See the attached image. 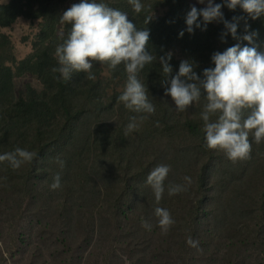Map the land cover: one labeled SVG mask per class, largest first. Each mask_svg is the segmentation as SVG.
Here are the masks:
<instances>
[{"label": "trees", "instance_id": "obj_1", "mask_svg": "<svg viewBox=\"0 0 264 264\" xmlns=\"http://www.w3.org/2000/svg\"><path fill=\"white\" fill-rule=\"evenodd\" d=\"M103 2L126 13L137 29L150 31L148 50L157 60L146 65L138 78L148 88L154 114L135 113L118 100L123 91L115 90L116 82L126 84L127 81L123 64L113 70L95 62L92 69L95 80H88L86 73H73L70 80H65L59 72H53V68L59 67L55 50L71 30V25L65 23V34L58 33L61 15L54 9L56 2L10 0L0 5V154L12 152L17 147L35 153L31 162L16 170L7 161L0 162V202L5 206L11 201L15 204V219L21 218L34 204L37 215L48 221H65L64 224L88 221L77 226L91 235L89 243L97 232L95 221H101L100 232L105 234L104 229L109 224L122 231L127 221L148 220L147 214L136 215L132 209L139 200L140 191L146 192L147 177L155 164L146 159L142 135L170 142L184 137L195 139L197 147L211 156L197 180L201 187L206 183L216 150L206 146L201 115L174 120L167 113L171 107L167 103L163 107L162 101L169 102L172 98L165 95L161 83L164 76L159 57L173 53L170 61L173 75L179 72L181 61L194 62L197 65L194 71L203 79L204 69L215 67L214 53L223 52L237 43L253 46L247 41L233 39L230 33L222 39L226 32L222 22L213 21L204 30L203 17L198 20L201 27H194V33H188L185 22L191 10L188 0H141L144 8L140 13L133 10L129 0ZM157 6L165 8L162 16L152 13ZM222 12L229 22L233 17H243L237 35L246 34V21L249 31L258 33L254 45L264 51V16L252 20L239 6L235 10L224 6ZM149 15L154 18L147 25L145 19ZM20 17L42 20V28L33 52L18 62L12 54L10 38L1 33V29L12 26ZM181 31H184L182 38ZM104 68L112 75L110 79L102 78ZM199 102L201 113L206 100L202 96ZM115 108L128 114L119 124L108 118ZM134 116H151V119L143 127L137 123L135 134L141 131V135L133 140L134 131L125 135V129ZM215 119L213 116L212 120ZM249 139L253 149L257 143L251 135ZM261 143L264 145V141ZM56 158L64 161L63 168ZM57 173L61 177V187L52 190L50 186ZM169 185L172 182L166 179L162 199L153 208L161 207L170 212L175 224L168 233L177 236L180 234L179 216L173 203L178 195L168 194ZM197 219L194 215L191 220H186L187 234L191 237L196 234ZM148 224L161 230L157 217L148 220ZM103 248L107 249V246Z\"/></svg>", "mask_w": 264, "mask_h": 264}, {"label": "rangeland", "instance_id": "obj_2", "mask_svg": "<svg viewBox=\"0 0 264 264\" xmlns=\"http://www.w3.org/2000/svg\"><path fill=\"white\" fill-rule=\"evenodd\" d=\"M9 1L0 0V5ZM51 1L56 2L54 9L61 16L73 4L81 2ZM214 2L222 4V0ZM188 3L198 9L207 7V0L204 4L199 0H188ZM152 13L162 16L165 8L157 6ZM41 28L42 20L20 17L12 26L1 29V33L10 38L12 54L18 62L33 52ZM57 30L59 34H65V23H60ZM111 77L109 70L104 68L102 78ZM124 86V82H116L115 90L123 91ZM166 103L171 107L167 113L174 120L200 116L198 105L201 102L183 113L175 109L173 100H163V107ZM123 117L128 114L117 108L108 115L110 121L117 124ZM150 119L151 116L143 120L137 117L136 123L143 127L150 123ZM139 135L141 131L136 134L134 131L133 140L139 139ZM141 138L147 152L146 159L155 163L152 168L161 164L170 166L167 179L172 185L186 188L177 194L173 203L179 216V235L164 234L153 226L146 228L142 218L127 221L122 231L109 224L102 234L101 221H95L97 232L89 243L91 235L77 226L88 221L68 224L48 221L37 215L34 204L21 218L15 219V204L11 201L5 206L0 202V264H264L263 143L254 145L250 160L236 163L216 150L206 183L201 187L198 176L211 156L197 147L195 139L184 137L170 142L164 138H147L146 135ZM185 177L191 178V184L185 181ZM155 200V194L147 184L146 192L140 191L139 200L132 209L136 215L147 214L148 220H156ZM194 215L198 219L196 234L192 238L199 241L202 251L187 243L186 220H191ZM148 220L144 222L148 223Z\"/></svg>", "mask_w": 264, "mask_h": 264}, {"label": "clouds", "instance_id": "obj_3", "mask_svg": "<svg viewBox=\"0 0 264 264\" xmlns=\"http://www.w3.org/2000/svg\"><path fill=\"white\" fill-rule=\"evenodd\" d=\"M129 3L136 13L144 8L141 0H129ZM199 3L204 4L205 0H199ZM224 6L230 10L239 6L252 20L264 16V0H223V4L207 0V7L197 9L193 6L187 13V32L191 34L194 33V27L200 28L198 20L203 17L204 30L213 21L222 22L226 29L222 39L230 33L233 39L247 41L248 45L253 46H241V43H237L223 52L214 53L212 62L215 67L204 69L203 79L194 71L197 65L188 60L181 61L179 72L173 75L171 52L159 57L158 62L162 66L164 79L161 83L165 87V95L172 98L175 109L181 113L186 112L190 106L199 103L203 96L206 104L200 115L204 122L206 146L223 152L227 159L236 163L251 159L250 135L257 144L264 141V51L258 50L254 45V38L258 33L250 32L246 21V34L242 37L237 35L239 22L244 18L233 17V21L229 22L221 10ZM153 18L151 15L146 17L145 24L148 25ZM60 23L71 25V30L55 50L59 67L53 68V72H59L65 80H70L73 73H86L88 80H95L96 76L92 72L95 62L113 70L123 64L127 81L118 100L135 113H155V107L149 100L148 88L138 78L146 65L157 60L148 50L150 31L147 28L137 29L126 13L108 6L103 0H81L80 3L73 4L60 17ZM179 35L182 38L184 31ZM213 116L216 117L215 120H212ZM141 119H147V116H142ZM137 128L134 116L126 126L125 135ZM34 157V152L17 147L12 152L0 154V162L7 161L16 170L31 162ZM56 160L63 168L64 161L59 158ZM170 171V166L161 164L147 177V184L151 186L157 203L165 192V181ZM184 179L191 184L190 177ZM53 181L51 189H59V173L53 177ZM185 190L183 185L168 186L170 196ZM155 215L160 229L167 234L175 224L170 212L157 207ZM142 224L150 229L147 222L142 221ZM187 243L202 251L199 249V241L193 240L191 236Z\"/></svg>", "mask_w": 264, "mask_h": 264}]
</instances>
